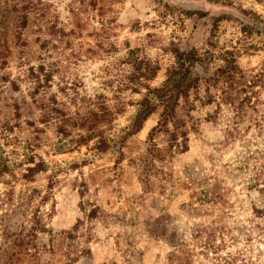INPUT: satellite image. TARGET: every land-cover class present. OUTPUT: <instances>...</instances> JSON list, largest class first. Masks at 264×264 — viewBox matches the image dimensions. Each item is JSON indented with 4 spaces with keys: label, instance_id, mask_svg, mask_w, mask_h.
Listing matches in <instances>:
<instances>
[{
    "label": "clouds",
    "instance_id": "clouds-1",
    "mask_svg": "<svg viewBox=\"0 0 264 264\" xmlns=\"http://www.w3.org/2000/svg\"><path fill=\"white\" fill-rule=\"evenodd\" d=\"M14 15L0 27V264H150L165 214L194 264H264V0H22ZM177 74L191 86L170 112ZM218 181L226 202L202 207ZM205 228L224 251L196 238Z\"/></svg>",
    "mask_w": 264,
    "mask_h": 264
},
{
    "label": "rangeland",
    "instance_id": "rangeland-1",
    "mask_svg": "<svg viewBox=\"0 0 264 264\" xmlns=\"http://www.w3.org/2000/svg\"><path fill=\"white\" fill-rule=\"evenodd\" d=\"M21 2L22 0H17V4L12 7L11 11H9L7 7L0 9V27L13 25L17 22L18 18L14 15V13L16 12V9ZM95 4H96V0H93V6H95ZM28 6H29L28 4H25L24 8L26 9ZM221 19H223V17ZM27 23L28 21H27V18L25 17L24 25L27 26ZM260 27H261L260 25H256V28H260ZM40 167H43V166H40ZM187 171H188L189 176L193 179L194 184L201 183V181L196 179L197 177H199L200 173L196 172L195 168H189ZM201 171H203V169H201ZM207 182H208L207 178H205V180L202 181V183L204 184H207ZM202 192L203 193L206 192L207 194L206 201H204L202 204L200 203L202 207L204 205L215 206L217 204H220L221 202H226V195L222 194V187L219 181L211 187H206ZM187 207H188L189 212L192 215H195L197 217H200L202 215H207L206 211L202 212L201 209L192 208L191 206H187ZM174 219H175L174 217L165 214L155 223H149L150 237L153 240V248H150L148 250L149 252H153V258L151 259L150 264H170L171 263V261L169 260V257H170V253L173 251V247L171 246L170 243H168V235H171V233L174 231H179L178 227L173 226ZM217 231L222 232L223 230L216 229V233ZM197 238H200V236ZM211 239H212V236L207 235L206 242ZM225 248H226L225 245L223 244L220 245V248L219 250H217L218 251L217 253L224 251ZM169 249H171V251H169ZM185 249H186L184 251L185 253L180 254L179 256L182 259V261L180 263H177V261H174L173 264H194L195 253L190 252L187 245L185 246ZM132 254L134 256H137V253H132ZM213 254L216 255L215 252H213ZM147 255H148L147 252H143V251L139 252L138 259H140L142 264H149V262L146 259Z\"/></svg>",
    "mask_w": 264,
    "mask_h": 264
},
{
    "label": "trees",
    "instance_id": "trees-1",
    "mask_svg": "<svg viewBox=\"0 0 264 264\" xmlns=\"http://www.w3.org/2000/svg\"><path fill=\"white\" fill-rule=\"evenodd\" d=\"M226 75L229 79L232 78L231 71L226 73ZM188 86H191V85H189L186 82L185 77L181 74H177V78H174V81H173V87L169 88L165 91H162L160 93L161 99L166 104H168L170 112L174 111L176 103H177V99H178L177 90H182L183 88L188 87ZM149 110L150 109L148 107H146L145 111L147 112ZM40 166H43V165H40ZM40 166H38V167H40ZM206 192L205 193L202 192L200 194L199 202L201 204L204 201H206V197H207ZM203 233H207L208 236H212V239L205 242L204 246L206 248H210L211 250H213V252L217 253L218 252L217 250H219L220 245L217 246L214 243V241L217 238L216 229H213L212 231H208V229L205 228L197 235V237L201 236ZM183 235L184 234L180 233L179 231H174L171 233V235H168V243H170L171 246L173 247V251L170 253V257H169V260L171 261L170 264H173L174 261H177V263H180L182 261V259L179 256H180V254L185 253L184 252L186 250L185 246L187 245V242L183 240Z\"/></svg>",
    "mask_w": 264,
    "mask_h": 264
}]
</instances>
